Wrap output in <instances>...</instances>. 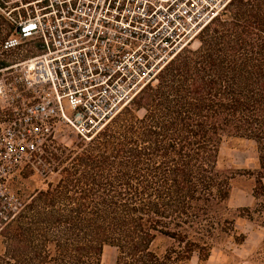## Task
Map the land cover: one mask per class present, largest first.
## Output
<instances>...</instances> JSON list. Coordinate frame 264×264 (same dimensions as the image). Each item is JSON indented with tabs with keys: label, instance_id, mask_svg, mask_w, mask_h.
Instances as JSON below:
<instances>
[{
	"label": "trees",
	"instance_id": "obj_1",
	"mask_svg": "<svg viewBox=\"0 0 264 264\" xmlns=\"http://www.w3.org/2000/svg\"><path fill=\"white\" fill-rule=\"evenodd\" d=\"M197 40L88 141L40 157L54 177L2 228L0 264H103L106 247L115 264H207L243 245L239 219L264 245V0H230ZM235 140L250 167L222 156Z\"/></svg>",
	"mask_w": 264,
	"mask_h": 264
},
{
	"label": "built area",
	"instance_id": "obj_2",
	"mask_svg": "<svg viewBox=\"0 0 264 264\" xmlns=\"http://www.w3.org/2000/svg\"><path fill=\"white\" fill-rule=\"evenodd\" d=\"M229 1H15L0 53L24 56L0 68V232L24 206L11 181L59 125L88 139Z\"/></svg>",
	"mask_w": 264,
	"mask_h": 264
},
{
	"label": "rangeland",
	"instance_id": "obj_3",
	"mask_svg": "<svg viewBox=\"0 0 264 264\" xmlns=\"http://www.w3.org/2000/svg\"><path fill=\"white\" fill-rule=\"evenodd\" d=\"M15 1L18 0H11L9 9L0 10V42L12 32V27L6 18V13H8L14 6H18V2ZM20 1L22 3H26L30 0ZM2 7L4 8L5 6L2 5ZM198 34L186 44L188 48L195 49L198 47ZM23 56L24 55L20 56V53L18 52L9 54L0 53V68L5 67V65L10 63L16 62L17 59H21ZM156 70L157 68L155 71ZM12 71L13 70L5 72V74L11 73ZM139 96L140 93L136 97L139 98ZM124 106H122L120 109H122ZM142 113L143 111H141L139 114L141 115ZM94 133L92 135H94ZM79 139H81L79 136H76L64 126L59 125V128L53 132V135H51L50 139L47 141V146L45 148L46 153L44 152L43 156L49 158V154L47 153V150H49L55 153L60 159H63L64 154H62L60 150L55 149L59 148L66 153V149H70L74 147L76 143L80 142ZM88 140L89 138L86 139V141ZM221 154L229 164L238 168L250 167L253 161V154L248 145L240 140H235L228 145H224L221 150ZM36 166H39L40 168L24 169L20 175L16 176L11 181L12 190L18 196H20L19 198L26 204L30 203L36 189L46 188V183L51 181L54 177L51 172V166L45 164L44 161L38 159ZM249 186L250 183L246 180H240L236 183L231 194L230 202V205L233 208H237L238 206L244 205L247 202L246 191L248 190ZM236 227L246 235V240L243 245L237 247L232 244H228L225 248H223L224 250L220 248L214 249L207 264H264V245H262L263 235L259 232L252 231V226L242 219L237 220ZM1 250L2 240L0 239V251ZM115 258V249L106 247L102 256V263L115 264ZM191 264H196V260L193 259Z\"/></svg>",
	"mask_w": 264,
	"mask_h": 264
}]
</instances>
